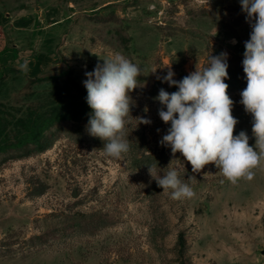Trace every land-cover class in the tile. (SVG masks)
Segmentation results:
<instances>
[{
	"label": "rangeland",
	"instance_id": "374dc122",
	"mask_svg": "<svg viewBox=\"0 0 264 264\" xmlns=\"http://www.w3.org/2000/svg\"><path fill=\"white\" fill-rule=\"evenodd\" d=\"M250 32L240 0H0V264H264V160L234 184L214 164L193 173L161 145L171 125L155 99L178 91L158 79L165 66L179 81L227 52L234 135L253 146L240 103ZM117 52L143 69L123 159L86 131L83 84ZM46 137L47 150H30ZM152 166L179 167L195 195L172 199Z\"/></svg>",
	"mask_w": 264,
	"mask_h": 264
},
{
	"label": "clouds",
	"instance_id": "9594fccd",
	"mask_svg": "<svg viewBox=\"0 0 264 264\" xmlns=\"http://www.w3.org/2000/svg\"><path fill=\"white\" fill-rule=\"evenodd\" d=\"M240 4L251 27L242 61L247 86L240 93V103L252 117L255 144L250 146V137L243 130L234 135L239 121L233 115L234 101L225 83L229 78L227 52L210 54L206 67L196 68L179 81L173 79L171 64L165 66L167 74L158 79L178 91L169 93L161 88L155 98L166 107L158 111L160 119L171 125L161 145L170 147L173 156L179 152L191 164L193 173L214 164L233 184L241 178L251 180L252 170L264 160V0H240ZM102 60L93 71L85 72L86 102L92 110L86 131L103 142L107 156L123 159L131 151L127 127L133 118L134 102L130 93L140 87L138 77L143 69L118 52ZM18 67L26 75L29 60ZM138 119L139 124L152 123L145 117ZM167 168L161 175L156 166L148 167L149 175L164 192L171 190L172 199L192 198L195 192L181 179L180 168Z\"/></svg>",
	"mask_w": 264,
	"mask_h": 264
},
{
	"label": "trees",
	"instance_id": "16d2710c",
	"mask_svg": "<svg viewBox=\"0 0 264 264\" xmlns=\"http://www.w3.org/2000/svg\"><path fill=\"white\" fill-rule=\"evenodd\" d=\"M172 87V86H171ZM172 89H177V87L173 86ZM17 127L20 128V129H24L27 131L28 133V136L31 135L34 131L31 130V127H26L25 125L23 124H17ZM27 128V129H26ZM49 144H50V137H46V138H43L40 142H32L31 145V149L30 150H34V151H38V152H43L45 150H47L49 148ZM23 147H20V146H15L13 147V149L15 151H19L21 150Z\"/></svg>",
	"mask_w": 264,
	"mask_h": 264
}]
</instances>
